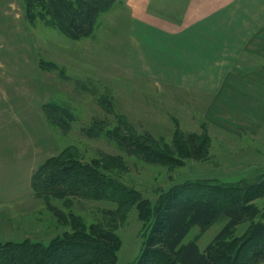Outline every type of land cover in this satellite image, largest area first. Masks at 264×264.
Wrapping results in <instances>:
<instances>
[{"label": "rangeland", "instance_id": "rangeland-1", "mask_svg": "<svg viewBox=\"0 0 264 264\" xmlns=\"http://www.w3.org/2000/svg\"><path fill=\"white\" fill-rule=\"evenodd\" d=\"M46 1L39 0L37 18L30 23L24 0H0V117L5 118L0 127L12 134L8 131L12 114L20 116L23 101L30 104L33 98L39 113L36 124L18 134L39 141L34 172L47 169L43 178L50 181L54 168L47 167L48 162L60 155L63 166L55 167V172L73 164L77 172L92 175L94 182L79 191L57 190V197L47 194L46 187L39 188L44 196L28 195L25 163L13 161L10 148L4 149L6 154L0 149V244L25 239L46 244L72 234L75 219L88 226L106 224L114 216L111 212H117L122 246L116 264H133L151 231L139 219L138 203L148 211L151 202L157 203L162 194L187 181L262 180L264 121L254 127L250 113L236 119L220 114L216 115L219 126H212L211 114L191 107L180 92L171 91L167 98L163 84L157 92L151 83L130 76L126 67L127 30L143 5L149 6L150 18L158 25L172 28L177 22L178 29L191 30L192 23L205 19L202 15L208 7L219 1L222 55L237 50L243 59L245 47H252L251 42L241 41L252 30V2L261 0H115L99 6L93 30L81 40L70 39L50 24ZM65 2L83 11L85 0ZM244 17L250 20L246 29ZM235 20L238 35L233 43L230 28L236 26ZM238 102L249 111L247 99ZM46 103L68 108L71 119L63 122L61 114L43 112ZM122 136L141 151L129 153L121 147L116 137ZM255 202L264 206V198ZM224 225L219 221L203 234L197 227L186 241L201 234L199 244L205 249ZM248 226L249 222L241 224L238 233ZM153 250L161 252L160 246Z\"/></svg>", "mask_w": 264, "mask_h": 264}, {"label": "trees", "instance_id": "trees-1", "mask_svg": "<svg viewBox=\"0 0 264 264\" xmlns=\"http://www.w3.org/2000/svg\"><path fill=\"white\" fill-rule=\"evenodd\" d=\"M114 1L85 0L81 13L65 0H47L46 7L50 24L70 39L81 40L93 30L99 6L106 7ZM24 2L27 19L34 23L39 0ZM40 65L43 68L44 62ZM48 65L58 69L54 62ZM44 111L61 114L63 122L72 117L68 108L53 104L46 103ZM116 139L129 153L141 151L130 138ZM60 161V155L50 158L47 167L52 164L54 168L50 181L43 178L47 169L39 168L34 173L35 194L44 196L40 193L45 192L39 193L42 187L56 197L57 190L68 192L91 187L92 175L77 172L76 165L67 164L55 172V167L63 166ZM240 182L187 181L162 194L157 203L151 202L148 211L138 203L139 219L147 222L151 231L133 264H264V206L255 202L264 198V177L254 183ZM111 213L114 216L106 224L88 226L75 219L72 234L58 236L46 244L31 239L0 244V264H116L122 246L116 221L120 217L117 212ZM219 221H225V225L204 250L199 245L201 234L186 241L194 228H200L203 234ZM246 222L249 226L239 234L237 228ZM158 246L161 252L153 250Z\"/></svg>", "mask_w": 264, "mask_h": 264}, {"label": "crops", "instance_id": "crops-1", "mask_svg": "<svg viewBox=\"0 0 264 264\" xmlns=\"http://www.w3.org/2000/svg\"><path fill=\"white\" fill-rule=\"evenodd\" d=\"M252 3L255 4L251 6L255 9H252L253 17L250 19L252 30L245 32V37L241 39L245 42L244 44L251 42L252 47H245L243 51L245 58L243 59L240 56L238 58L237 50L228 56L225 53L222 55L219 1L216 7L215 3L212 4V8L208 7L207 14L202 15L205 19L192 23L194 27L190 28L191 30L178 29L180 25L177 22L172 25V28L164 27L165 25L162 24L158 25L154 22L155 19L152 21L150 18L149 6H141L140 8L143 7L144 10L141 9V14L136 13L132 17L130 28L127 30L126 67L128 74L137 80L151 83L157 92L162 91V84L166 94L171 91L180 92L181 97L187 99L191 107L211 114L209 124L212 126H219L218 120L221 119L216 115L221 114L229 119H236L240 115L247 116L250 113L252 115L250 117L256 120L252 126L258 127L259 124L255 123L264 121V0ZM229 9L228 13L231 11ZM172 16L176 18L177 15ZM250 20L249 17H244L245 29ZM235 22L236 26L229 27L230 30H234L232 32L233 43L237 41L236 35H238L237 21ZM241 51L242 49L239 52L242 53ZM242 65L243 68H241ZM166 97L169 98V94ZM24 99L27 100V97ZM242 99L250 102L249 111H245V108L243 109L238 102ZM33 101V98L30 104L23 101V113L20 116H18L19 112L17 115L12 114L11 127L8 131H16L15 133L5 134L3 127H0V149L6 154L4 149L10 148L13 161L20 160L25 163L28 173V184L25 187L28 195L35 193L32 179L35 173L33 166L39 141L21 139L18 131L23 127L31 130V125L36 124L39 113ZM31 104H34V107H30ZM44 105L43 112H45ZM32 109H34L32 111L34 115L30 117L29 110ZM4 120L5 118L0 117V125ZM260 127L263 129L264 125ZM15 134H18L17 138ZM3 162L4 164L9 162L6 155L3 157Z\"/></svg>", "mask_w": 264, "mask_h": 264}]
</instances>
